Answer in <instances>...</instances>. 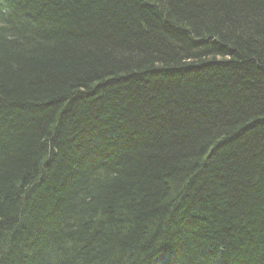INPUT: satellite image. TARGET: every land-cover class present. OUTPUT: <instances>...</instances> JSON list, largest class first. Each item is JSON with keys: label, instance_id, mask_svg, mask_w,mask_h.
Here are the masks:
<instances>
[{"label": "trees", "instance_id": "16d2710c", "mask_svg": "<svg viewBox=\"0 0 264 264\" xmlns=\"http://www.w3.org/2000/svg\"><path fill=\"white\" fill-rule=\"evenodd\" d=\"M12 3L0 264H264V0Z\"/></svg>", "mask_w": 264, "mask_h": 264}, {"label": "bare ground", "instance_id": "6f19581e", "mask_svg": "<svg viewBox=\"0 0 264 264\" xmlns=\"http://www.w3.org/2000/svg\"><path fill=\"white\" fill-rule=\"evenodd\" d=\"M14 6H13V3H12V0H5V5H4V8H3V11L7 14H9L6 18V21H5V25H6V28L9 32H10V35L12 36H17V38L19 37V35L17 34H25V30L22 26H24L23 23H20L18 22V20H16V18L13 17V15L15 16V14H11L13 11H14ZM17 17V15H16Z\"/></svg>", "mask_w": 264, "mask_h": 264}, {"label": "rangeland", "instance_id": "374dc122", "mask_svg": "<svg viewBox=\"0 0 264 264\" xmlns=\"http://www.w3.org/2000/svg\"><path fill=\"white\" fill-rule=\"evenodd\" d=\"M248 263V262H247Z\"/></svg>", "mask_w": 264, "mask_h": 264}]
</instances>
